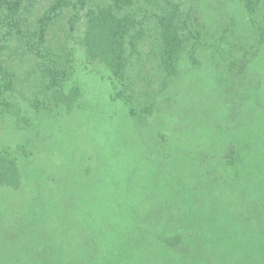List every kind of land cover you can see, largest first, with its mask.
<instances>
[{
    "label": "rangeland",
    "instance_id": "obj_1",
    "mask_svg": "<svg viewBox=\"0 0 264 264\" xmlns=\"http://www.w3.org/2000/svg\"><path fill=\"white\" fill-rule=\"evenodd\" d=\"M202 9L215 41L182 64L151 117L138 119L115 99L120 86L105 67L87 63L80 40L66 88L72 95L63 104L38 114L19 98L22 116H0V151L8 149L17 176L15 185L0 183V264H85L102 257L104 239L135 211H152L154 221L161 201L176 195L158 170L167 165L163 158L201 201V212L220 215L224 240L239 224L246 238L237 239L260 245L256 257L264 264V23L251 19L241 0H203ZM235 51L251 58L237 111L242 158L221 166L230 124L223 103L226 58ZM27 61L17 60L20 80L32 68ZM123 210L130 214L122 216ZM241 215L259 220L238 222ZM162 228L144 241L142 264H185L188 235L179 238V229L164 235ZM251 255V249L231 250L218 260L248 262Z\"/></svg>",
    "mask_w": 264,
    "mask_h": 264
},
{
    "label": "trees",
    "instance_id": "obj_2",
    "mask_svg": "<svg viewBox=\"0 0 264 264\" xmlns=\"http://www.w3.org/2000/svg\"><path fill=\"white\" fill-rule=\"evenodd\" d=\"M241 1L251 19L262 26L264 0ZM202 4L203 0H0V116H22L24 106L19 98L25 105L28 101L38 114L63 104L72 95L66 88L74 74L75 45L80 40L87 63L105 67L120 86L115 99L125 101L138 119L151 117L170 94L182 64L187 59L194 62L198 48L215 41ZM236 52L226 58L229 68L223 83V103L230 124L224 127L227 135L219 150L221 166L242 158L237 111L245 98L251 58ZM23 58L32 68L28 77L20 80L16 64ZM20 83L27 84L19 93ZM2 151L0 183L15 185V163L9 162L8 149ZM163 161L167 163L165 169L161 166L158 170L176 195L161 201L154 221L152 211H135L125 227L117 232L112 229V233L116 232L112 239H104L101 248L105 255L82 262L142 264L144 259L138 254L145 251L144 241L157 234L161 226L164 235L178 229L179 238L188 235L185 264H219L218 255L243 249H251L249 261L236 259L233 264H258L260 245H245L246 241L238 240L237 236H246L237 223L238 229L225 241L217 223L220 215L215 218L210 213L203 214L201 201L188 193L180 175L178 183L172 162L167 158ZM127 212L123 210L121 215H129ZM240 218L238 222L244 219L248 224L259 220L246 215ZM108 221L113 223V217ZM259 228L264 233V224ZM213 247L217 250L212 251ZM54 261L63 264L58 259Z\"/></svg>",
    "mask_w": 264,
    "mask_h": 264
}]
</instances>
